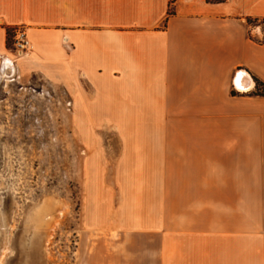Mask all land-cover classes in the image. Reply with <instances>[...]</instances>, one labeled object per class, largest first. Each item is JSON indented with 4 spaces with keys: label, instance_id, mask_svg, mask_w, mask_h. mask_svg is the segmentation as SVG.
Masks as SVG:
<instances>
[{
    "label": "crops",
    "instance_id": "1",
    "mask_svg": "<svg viewBox=\"0 0 264 264\" xmlns=\"http://www.w3.org/2000/svg\"><path fill=\"white\" fill-rule=\"evenodd\" d=\"M10 63L112 115L78 264H264V0H0Z\"/></svg>",
    "mask_w": 264,
    "mask_h": 264
},
{
    "label": "rangeland",
    "instance_id": "2",
    "mask_svg": "<svg viewBox=\"0 0 264 264\" xmlns=\"http://www.w3.org/2000/svg\"><path fill=\"white\" fill-rule=\"evenodd\" d=\"M75 94L13 63L0 69V264H78L96 220L85 210L113 188L112 115L81 114Z\"/></svg>",
    "mask_w": 264,
    "mask_h": 264
},
{
    "label": "built area",
    "instance_id": "3",
    "mask_svg": "<svg viewBox=\"0 0 264 264\" xmlns=\"http://www.w3.org/2000/svg\"><path fill=\"white\" fill-rule=\"evenodd\" d=\"M11 37L12 40L10 48L14 51H24L31 46L30 39L22 27H15L12 30Z\"/></svg>",
    "mask_w": 264,
    "mask_h": 264
},
{
    "label": "trees",
    "instance_id": "4",
    "mask_svg": "<svg viewBox=\"0 0 264 264\" xmlns=\"http://www.w3.org/2000/svg\"><path fill=\"white\" fill-rule=\"evenodd\" d=\"M210 1H223V0H210ZM8 35H10V30H8ZM8 44L10 45V40H9V36H8ZM255 79V89H254V93L256 94H263L264 95V91L259 90V86H264L263 82L260 81L257 78Z\"/></svg>",
    "mask_w": 264,
    "mask_h": 264
}]
</instances>
